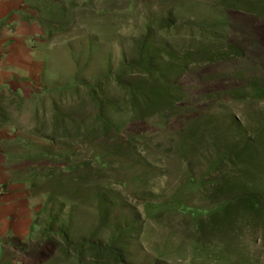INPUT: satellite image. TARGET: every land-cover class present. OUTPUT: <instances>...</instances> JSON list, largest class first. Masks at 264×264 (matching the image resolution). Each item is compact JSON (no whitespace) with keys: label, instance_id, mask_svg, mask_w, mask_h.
<instances>
[{"label":"rangeland","instance_id":"1","mask_svg":"<svg viewBox=\"0 0 264 264\" xmlns=\"http://www.w3.org/2000/svg\"><path fill=\"white\" fill-rule=\"evenodd\" d=\"M240 1L256 10L255 2L264 6V0ZM27 3L34 48L42 53V86L31 95L5 90L0 126L13 138L3 146L12 177L27 187L34 223L37 215L39 221L27 238L0 243V264H91L62 256L60 245L40 236L62 206V166L68 162L80 168L65 176L67 184L77 189L78 180L83 190L77 209L66 201L74 240L88 237L97 225L92 191L99 181L120 195L118 224L132 218L142 222L128 264H264V199L260 213L228 206L230 195L241 189L264 197V17L227 10L221 0ZM71 5L77 7L69 13ZM162 19L170 27L155 31V43L165 49L160 63L195 55V62L174 76L183 91L180 102L164 114L134 120L124 106V91L113 83L105 97L120 109H107L104 116L119 134H103L97 124L91 136L83 129L80 135L74 130L73 137L62 135V117L96 125L87 93L135 60L136 42ZM228 45L241 55L208 60L207 54L221 56ZM135 80L139 77L124 83ZM40 133L54 134L55 141ZM45 151L49 155L40 157ZM87 162L92 170L83 167ZM52 173L57 177H46ZM52 191L60 201L53 199L44 211Z\"/></svg>","mask_w":264,"mask_h":264},{"label":"trees","instance_id":"2","mask_svg":"<svg viewBox=\"0 0 264 264\" xmlns=\"http://www.w3.org/2000/svg\"><path fill=\"white\" fill-rule=\"evenodd\" d=\"M74 2L77 3L78 0H74ZM255 3V5L259 7L257 10L251 8V6L247 4H243L242 1L221 0V6L227 10H243L254 14L258 13L264 17V6L261 5L262 2ZM53 7L57 8L59 6L54 5ZM73 7L77 6L71 5L68 7L69 13ZM68 12L62 10V13ZM168 23L167 20L162 19L157 23L155 30L149 28L135 44L134 51L136 53V59L126 63L124 67L117 72L116 76L109 75L97 81L93 89L87 93V98L97 111V114L94 116L95 121H93L96 125L81 126L77 124L76 121L74 122L71 119L66 121V118L62 117V135L69 134L73 137L72 130L80 135L79 133L81 129H83L85 130L84 132L90 133L89 135L91 136L98 132V128H96L98 126L97 124L101 125L103 134L111 132L119 134V128L111 121H108L104 116V112L107 109H117V111L120 109L118 105L112 102L113 100L105 97L106 87L113 83L118 84L124 91V106L129 109L131 119L134 120L146 119L154 115L164 114L173 109L176 104L180 102L183 91L182 88L176 84L177 82L175 83L173 81L174 76L175 78L177 76L180 77L186 71L187 67L195 62V55L188 53L179 57V60L171 61L166 65L160 63L161 60L164 59L165 49L159 47L155 43V31L168 29L170 27ZM57 31L60 30L51 28V32ZM227 48L228 49H226L225 53L221 56H218L215 52L207 54L208 60L215 61L220 58L225 59L231 55L237 57L242 53L239 48L233 45H228ZM131 77H139V80L133 81L132 85H125L124 81ZM142 78L144 80H141ZM80 101L83 102L84 100L82 99ZM39 136L55 141L54 134L52 136H47L40 133ZM251 145H253L252 140L251 142H246L243 146V152L251 148ZM48 155L49 153L45 151L40 154V157H47ZM95 162L98 163V165L101 164L100 159L96 158ZM83 167L92 170V165L89 162L85 163ZM98 167L101 171L105 170L101 166ZM79 168L80 167L73 164V162H68V164L62 166V206L59 207L53 216L50 215V228H48L47 231L40 232V236L43 239L60 245L62 247V256L66 258L74 257L80 263L89 260L88 262L91 264H128L130 245L132 242L138 240L141 235L142 222L138 223L137 219L132 218L129 220L123 219V222L118 224L120 218L114 216V213L120 204V195L117 196L118 194H115L114 196L112 194V189H110V185L97 181L95 190L92 191V201L94 203L97 225L88 237L81 238L77 241L74 240L72 236V216L65 215L67 208L66 201L71 199L75 206L73 207L72 205L73 209H77V204L80 203H78L76 199L83 190L82 184H80L78 180L75 182L77 189L75 186L67 184V181H70L67 180V177L76 175L79 172ZM89 175H92V173L89 172L86 174L87 178L90 177ZM54 176L57 177V175L52 173L46 177L54 178ZM65 176L67 177L65 178ZM86 176H84L85 180L87 179ZM71 181H75V179ZM33 185L35 186V184ZM57 193L58 192L53 191L49 192L47 202L44 205V211L48 204L59 196ZM230 196L234 197L228 199V206H233V209L229 211H235L237 205L238 207L240 206L241 208L253 211L254 213H260L263 209L264 197L261 194H256L247 189H241L237 194ZM56 200L58 201L59 198H56ZM230 201L233 202V204H231ZM38 216L39 215L36 216V221L33 223L32 229L34 226L38 225ZM54 228L55 231L53 232L52 229ZM106 232L109 234L106 239H103L102 237H104Z\"/></svg>","mask_w":264,"mask_h":264},{"label":"crops","instance_id":"3","mask_svg":"<svg viewBox=\"0 0 264 264\" xmlns=\"http://www.w3.org/2000/svg\"><path fill=\"white\" fill-rule=\"evenodd\" d=\"M27 8V0H0V97L5 90L31 95L42 86V53L34 48ZM11 139L0 126V243L27 238L36 213L27 187L13 179L5 159L3 146Z\"/></svg>","mask_w":264,"mask_h":264}]
</instances>
